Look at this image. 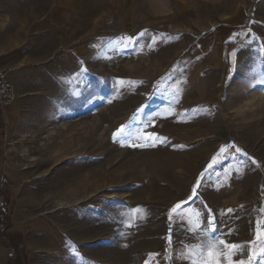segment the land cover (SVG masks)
I'll return each mask as SVG.
<instances>
[{
	"label": "rangeland",
	"instance_id": "obj_1",
	"mask_svg": "<svg viewBox=\"0 0 264 264\" xmlns=\"http://www.w3.org/2000/svg\"><path fill=\"white\" fill-rule=\"evenodd\" d=\"M218 12L0 0L23 104L0 187L29 264H234L223 202L264 187V26L231 32ZM239 245L263 253L241 264H264V240Z\"/></svg>",
	"mask_w": 264,
	"mask_h": 264
},
{
	"label": "crops",
	"instance_id": "obj_2",
	"mask_svg": "<svg viewBox=\"0 0 264 264\" xmlns=\"http://www.w3.org/2000/svg\"><path fill=\"white\" fill-rule=\"evenodd\" d=\"M205 1L209 5L213 4L220 8V12H218L220 18L215 26H231L228 30L231 32L239 30L241 26H264V0ZM4 56L6 57L4 58ZM9 56V61L15 62V26H0V69L7 71L15 86L18 77L15 75V66L10 72L3 68L6 66L7 61L5 60ZM17 84L19 85V83ZM21 100L17 102L16 94V101L11 106L0 108V176L15 173L12 163L10 167L5 162L7 158L6 143L9 141L10 133L15 130L17 115L23 111ZM13 157H15L14 154ZM13 190L15 191V186ZM0 191V226L2 227L0 242L4 244L3 247L6 250L2 256L1 264H29L24 244L27 238L22 232L15 231V226L19 224V216L17 215L15 218V211L11 214L4 211L11 206L12 200L6 188L1 186ZM223 209L225 214L220 220V237L226 243H238L237 246L231 247L230 261L234 264L246 263L254 254L257 256L263 254L262 249L254 250L251 245L244 250L239 245V241L264 240V187L257 188L250 200L235 202L233 199H226L223 202Z\"/></svg>",
	"mask_w": 264,
	"mask_h": 264
},
{
	"label": "built area",
	"instance_id": "obj_3",
	"mask_svg": "<svg viewBox=\"0 0 264 264\" xmlns=\"http://www.w3.org/2000/svg\"><path fill=\"white\" fill-rule=\"evenodd\" d=\"M16 101L15 86L7 71L0 69V108L11 106Z\"/></svg>",
	"mask_w": 264,
	"mask_h": 264
},
{
	"label": "trees",
	"instance_id": "obj_4",
	"mask_svg": "<svg viewBox=\"0 0 264 264\" xmlns=\"http://www.w3.org/2000/svg\"><path fill=\"white\" fill-rule=\"evenodd\" d=\"M236 44H235V42H229V43H227V46L228 47H233V46H235ZM229 58V54H228V52H227V54H226V59H228ZM170 250H171V248H170V245L168 244L167 245V253H168V256L170 257Z\"/></svg>",
	"mask_w": 264,
	"mask_h": 264
}]
</instances>
